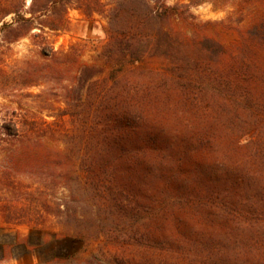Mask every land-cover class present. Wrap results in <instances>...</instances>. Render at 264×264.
Here are the masks:
<instances>
[{
    "label": "trees",
    "instance_id": "obj_1",
    "mask_svg": "<svg viewBox=\"0 0 264 264\" xmlns=\"http://www.w3.org/2000/svg\"><path fill=\"white\" fill-rule=\"evenodd\" d=\"M108 1L110 6L103 0H30L26 9L25 0H0V33L6 43L61 31L72 8L88 19L107 16L101 54L108 62L159 57L169 63L168 75L138 81L124 74L111 77L114 95L98 94L91 104L102 149L82 168L104 205L89 207L98 228L93 236L114 234L100 230L103 219L138 215L143 192L131 177L141 171L176 194L144 195L149 199L144 216L134 219L127 238L120 239L129 256L117 264H264V245L259 244L264 238L253 235L245 241L244 234H226L231 223L255 229L264 218V211L257 215L253 210L251 198L245 204L226 197L251 193L264 203V0H187L172 6L166 0ZM206 2L231 11L220 21H198L191 7ZM8 16L10 22H4ZM42 55L44 78L52 75L60 82L61 114L73 117L70 98L76 82L80 93L94 71L73 49ZM39 72L37 67L35 75ZM36 80L31 86L38 85ZM36 124L27 121L25 131L12 120L0 124L2 139L18 141L0 168L5 226L15 224L16 203L28 194L16 185L15 173L29 169L38 174L41 194L51 188L48 171L71 180L65 153L49 152L40 137L33 141L29 131L41 132Z\"/></svg>",
    "mask_w": 264,
    "mask_h": 264
},
{
    "label": "rangeland",
    "instance_id": "obj_2",
    "mask_svg": "<svg viewBox=\"0 0 264 264\" xmlns=\"http://www.w3.org/2000/svg\"><path fill=\"white\" fill-rule=\"evenodd\" d=\"M25 1L27 9L30 0ZM103 1L111 5L108 0ZM187 2L166 0L170 6ZM230 11L229 7L218 9L209 2L191 7V12L198 21H220L225 19ZM11 18L12 16L6 17L4 22H10ZM106 27V15H94L88 19L71 8L67 13V25L59 32L45 30L38 39L27 36L13 43L4 42L0 33V124L12 120L20 131H25L28 128L27 121L36 120L35 130L38 128L41 132L32 134L33 131H29L33 141L40 137L44 142V148L50 150L49 152L63 151L68 157L65 162L68 163L67 175L71 179L68 182L60 176L61 174L56 175L48 171L51 188L41 194L36 190L40 181L38 174L30 172L29 169L15 173L16 185L22 187L28 194L24 200L16 203L14 225L2 224L5 218L0 215V264H117V260L129 253L125 244L120 243L122 242L120 239L127 238L131 226L135 223L133 220L141 219L144 216V206L148 207L145 204L149 199L144 195L153 193L160 198L162 195L176 194V189L172 186L166 189L162 181L155 177L146 179L141 171L135 172L131 177L133 185L143 192V199L139 200L141 204L138 207V215L112 222L103 219L105 226L100 230L111 229L115 231L114 234L109 237L103 234L93 236L98 228L93 227V216L89 207L97 210L104 205L98 197L100 193L91 188L82 168L97 149H102L91 104L98 94L114 95V89L109 88L111 77H121V74H124L138 81L150 74H169L168 61L159 57H144L137 62L119 59L108 62L101 54L107 40ZM70 49H73L80 60L90 65L94 71L80 93V80L76 82L70 98L73 117L61 114L64 109L61 101L65 98L60 89V82L52 79V75L46 78L51 80L48 81L44 78V73H41L44 66L42 54L54 51L63 55ZM37 67L40 68V72L35 75ZM35 78L38 85L31 86ZM66 79L70 81L72 76ZM79 95L83 105L77 101ZM42 121L54 124L48 127ZM1 139L2 137L0 168L5 164L11 145L18 144V141ZM116 176L121 178V174L116 173ZM45 185L49 187L48 182ZM218 187L223 190L225 186L222 184ZM0 189L6 191L1 187ZM226 197L233 203L243 201L245 204L247 202L245 200L251 198L250 202L255 204L253 210L257 215L264 211V203L258 202L251 193H236ZM57 208L61 212H58ZM256 226L255 229L243 228L238 221L231 223L226 234L232 237L244 234L245 241L253 235L264 238V218H259ZM223 233L218 232V235L223 236ZM117 238L119 240H116ZM259 244L264 245V242ZM192 257V262H195V257Z\"/></svg>",
    "mask_w": 264,
    "mask_h": 264
}]
</instances>
